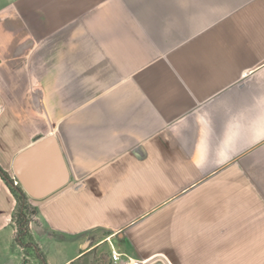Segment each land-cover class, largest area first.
Returning <instances> with one entry per match:
<instances>
[{
    "label": "crops",
    "instance_id": "crops-1",
    "mask_svg": "<svg viewBox=\"0 0 264 264\" xmlns=\"http://www.w3.org/2000/svg\"><path fill=\"white\" fill-rule=\"evenodd\" d=\"M49 135L69 180L27 195L46 264H264V0H0L15 185ZM16 208L0 177V264L25 259Z\"/></svg>",
    "mask_w": 264,
    "mask_h": 264
},
{
    "label": "water",
    "instance_id": "water-1",
    "mask_svg": "<svg viewBox=\"0 0 264 264\" xmlns=\"http://www.w3.org/2000/svg\"><path fill=\"white\" fill-rule=\"evenodd\" d=\"M13 171L17 184L34 200L46 198L63 188L69 180L62 148L53 135L37 140L19 153ZM152 264L165 263L156 261Z\"/></svg>",
    "mask_w": 264,
    "mask_h": 264
},
{
    "label": "trees",
    "instance_id": "trees-1",
    "mask_svg": "<svg viewBox=\"0 0 264 264\" xmlns=\"http://www.w3.org/2000/svg\"><path fill=\"white\" fill-rule=\"evenodd\" d=\"M0 177L5 181L17 201V208L13 215V221L17 228L15 243L24 251H27L29 248H34L36 260L39 264H46L45 257L39 246H33L34 237L30 226L32 222V214H34V211L36 210L35 207L31 204L29 197L23 189L15 185L9 174L1 167ZM23 264H27L26 258L24 259Z\"/></svg>",
    "mask_w": 264,
    "mask_h": 264
},
{
    "label": "rangeland",
    "instance_id": "rangeland-1",
    "mask_svg": "<svg viewBox=\"0 0 264 264\" xmlns=\"http://www.w3.org/2000/svg\"><path fill=\"white\" fill-rule=\"evenodd\" d=\"M31 220H32V222H31L32 226L34 228H36V226L39 225V222H38L39 220L37 219V212H36V210L34 211V214H32ZM102 235H106V233L103 232ZM33 246L34 247L35 246H38L37 241L35 240V238H34V241H33ZM24 253H25V258L27 260V264H36L38 262L36 260L34 248H29L27 251H24Z\"/></svg>",
    "mask_w": 264,
    "mask_h": 264
},
{
    "label": "built area",
    "instance_id": "built-area-1",
    "mask_svg": "<svg viewBox=\"0 0 264 264\" xmlns=\"http://www.w3.org/2000/svg\"><path fill=\"white\" fill-rule=\"evenodd\" d=\"M112 259L115 262H118L121 259V255L118 252H116L115 250H113L112 251Z\"/></svg>",
    "mask_w": 264,
    "mask_h": 264
}]
</instances>
